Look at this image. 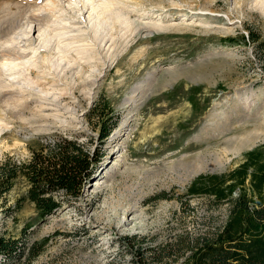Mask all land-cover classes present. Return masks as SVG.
Masks as SVG:
<instances>
[{
	"label": "rangeland",
	"instance_id": "1",
	"mask_svg": "<svg viewBox=\"0 0 264 264\" xmlns=\"http://www.w3.org/2000/svg\"><path fill=\"white\" fill-rule=\"evenodd\" d=\"M71 1L79 3L77 18L84 20L76 22L73 34L94 48L95 70L85 60L80 66L63 63L66 73L47 68L60 74V89L68 94L61 109L54 102L42 107L31 96L24 114H9L7 107L0 157L5 152L24 157L28 143L53 132L77 136L95 150L100 124L109 122L99 115L106 98L116 125L100 149L94 178L102 181L85 184L74 204L44 219L29 199L12 215L0 210V231L41 245L31 260L24 252L0 264H131L139 251L149 255L150 247L173 241L178 233L214 228L224 221L228 202L213 194H185L189 184L200 173L237 165L244 151L264 141V0H119L140 25L133 35L113 29L104 16L96 22L87 0ZM43 2L0 0V36L22 33ZM153 20L162 24L149 26ZM93 25L102 32L100 41ZM28 26L33 40L21 42L28 43L27 57L36 59L33 48L40 46L43 61L51 65L55 40L46 42L34 23ZM0 67L9 78V66ZM83 81L87 87L78 89ZM137 88L142 101L131 105L128 98ZM201 165L212 168L191 176ZM26 189L18 179L8 203ZM162 192L167 196L156 197ZM126 234L136 237L122 241Z\"/></svg>",
	"mask_w": 264,
	"mask_h": 264
},
{
	"label": "trees",
	"instance_id": "2",
	"mask_svg": "<svg viewBox=\"0 0 264 264\" xmlns=\"http://www.w3.org/2000/svg\"><path fill=\"white\" fill-rule=\"evenodd\" d=\"M260 46L263 48L264 43ZM102 100L100 119L108 118L109 122L100 124L95 150L77 136L53 132L28 143L29 153L24 157L11 152L0 157V210L12 215L24 199H29L44 219L61 206L77 201L85 184L96 177L103 140L116 125L107 99ZM243 156L227 170L198 174L185 192L213 194L216 201L226 200L228 211L220 225L198 234L178 233L173 241L150 247L149 255L139 251L131 264H264V141L244 151ZM20 178L27 183L26 193L8 203L7 195ZM162 196L167 194L156 195ZM135 237L126 234L121 240L132 241ZM40 249L37 240L27 245L23 239L0 231V262L24 252L31 260Z\"/></svg>",
	"mask_w": 264,
	"mask_h": 264
},
{
	"label": "bare ground",
	"instance_id": "3",
	"mask_svg": "<svg viewBox=\"0 0 264 264\" xmlns=\"http://www.w3.org/2000/svg\"><path fill=\"white\" fill-rule=\"evenodd\" d=\"M43 1V4L38 6V9L36 10L37 14H34L33 16L29 17L28 20L25 21L26 29H24L22 33H18L17 35L8 38L4 37L5 35L7 36L8 33H5V35L0 36V40H2L0 42V66H9L7 71L11 72H9L8 74L9 78H6L5 76H7V72H3L0 67V132L4 127V124L1 123L2 119L4 118L2 112L4 110L6 111L8 107L9 114H24V111L30 106V100L28 98L29 96L34 97L36 100H33L38 101V103L40 102L39 105H42V107L43 104H45L46 106L47 104H49V102H54L55 105H57V108L59 109L58 106H60L62 101L65 100V96L68 95H63L60 89V79L58 80V76L60 75V71L58 70L61 69L63 71L66 68L63 63H78L80 66V61L85 60V62H87V64L92 67L94 65L92 64V61L95 62L97 57L92 45L90 46L88 43H79L80 38H78L77 35L73 34L76 32V22L84 21L80 17L77 18V12L80 10L79 3L72 2L71 0ZM87 2L91 8V11H93V19H95L96 22L101 23V20H103V18L105 17V20L109 22L113 29H120L124 32V35L129 31H131V33H139L140 25H138L132 19V16H130L128 12H125L122 8H120V6L118 5L119 0H87ZM30 18L32 19L30 20ZM29 22L34 23V30L36 31L37 29V31H39L41 34L40 36L44 37L46 42H51L52 40H55V49L57 52H54V55L56 56V61L51 65H49L50 63L43 61H46V55H44V49L43 51H41V48H39L40 46L36 51V48H33L34 52L38 54L37 56H35L36 59L27 57L28 55L25 48L28 47V43L26 44L27 46H25L21 45V42H28L33 40L32 38L27 37V29L30 28V26H28ZM153 22L154 23L150 24L149 26L162 24L161 21L158 22L157 20H153ZM92 27L95 36H97L96 38H98L100 41L102 32L100 31L99 26L93 25ZM78 30H80V28ZM3 31L5 32V30ZM25 36L27 38H24ZM64 41H68V43L66 42V45L68 46L64 45ZM102 41L106 40L103 39ZM38 51H40V53H38ZM94 67H92V70H95ZM28 68H31V73L29 75L25 72L26 70H28ZM47 68H49V71L54 69L59 73L55 75V72H53L54 75H52L46 70ZM80 68V71L82 73H85V67L81 66ZM34 69L37 70L36 77H32V70ZM43 77L45 81L43 80ZM84 81L83 83L79 84L80 86L77 87L78 89L82 87H87ZM135 91V94L132 97L128 98V102L131 105L141 103L142 101L143 92H139L138 88ZM207 168H212V165L196 166L195 168H193V170H191L190 174L192 176L193 174ZM101 181V179L96 180V182L94 181V186L100 183Z\"/></svg>",
	"mask_w": 264,
	"mask_h": 264
},
{
	"label": "water",
	"instance_id": "4",
	"mask_svg": "<svg viewBox=\"0 0 264 264\" xmlns=\"http://www.w3.org/2000/svg\"><path fill=\"white\" fill-rule=\"evenodd\" d=\"M92 179H95V178L93 177ZM92 181H93V180H92ZM89 185H90V184H89ZM64 207H66V205H63V206H62V208H64ZM62 208H61V209H62Z\"/></svg>",
	"mask_w": 264,
	"mask_h": 264
}]
</instances>
